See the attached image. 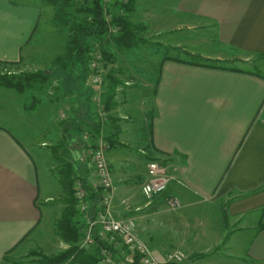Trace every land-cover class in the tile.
<instances>
[{"label": "crops", "instance_id": "obj_1", "mask_svg": "<svg viewBox=\"0 0 264 264\" xmlns=\"http://www.w3.org/2000/svg\"><path fill=\"white\" fill-rule=\"evenodd\" d=\"M152 1L161 14L171 15L155 25L161 42L170 51L181 47L183 53L152 52L141 57L140 69L106 72L105 81L117 83L107 124L96 130L93 93L78 83L87 78L79 68L57 75L56 87L65 94L56 101L58 119L70 120L63 126L42 118L47 129L41 134V150L33 149L16 128L21 120L0 115V264H17L13 254L37 238L47 237L50 245L60 240L62 249L67 247L56 234L65 199L61 171L58 178H49L52 168L43 151L60 141L62 165L70 162L88 180L84 133L90 141L105 143L114 204L131 205L127 217L135 219L138 233L148 225L140 238L153 252L167 251L162 239L167 235L162 234L171 218L160 211L143 212L148 203L138 205L136 194L142 197L139 182L146 172L139 165L145 158L166 166L171 176L166 194L179 200V212L199 221L205 235L217 232L223 264H264V0ZM49 7L43 0H0L1 62H18L38 31L57 29L54 17L44 16ZM186 52L199 59H184ZM252 56L259 62L253 70L208 63L248 62ZM109 62L107 67L113 66L111 54ZM63 76L71 79L66 87ZM118 99L120 107L114 104ZM66 110L71 118L65 117Z\"/></svg>", "mask_w": 264, "mask_h": 264}, {"label": "rangeland", "instance_id": "obj_2", "mask_svg": "<svg viewBox=\"0 0 264 264\" xmlns=\"http://www.w3.org/2000/svg\"><path fill=\"white\" fill-rule=\"evenodd\" d=\"M101 1V0H100ZM102 2V1H101ZM136 2L133 5V11L130 13H124L122 10L115 8L111 4L113 3H103L107 8V15L106 20H110L113 15L116 14H124L128 17L129 23L132 25L133 32L135 33V39L139 41V43L131 48V49H120L118 50L116 46L113 45V39L116 37V34L118 30H116L115 33H110L103 37L101 40H95L92 44V48H99V51L102 55V51H106L109 54L108 61L102 60L100 64V72L101 76L103 77L104 83L102 85L103 91L102 95L100 96V105H97L93 94L91 99V104L93 106V112H94V123L95 127L97 126L98 129L103 127L105 124L109 121V115L108 111L105 108L106 104V98H105V92H107L109 82L105 81L104 74L109 72L110 69L112 70H119L123 73L121 70H129L133 71L135 69H140L139 64L142 62L140 61L141 57L145 55H150L152 52H157L161 54H165L166 56L168 54H179L183 53V50L181 47L177 48L176 50L170 51L161 41H163V37H159L160 34L156 33L155 25L158 26V23H166L165 17H170L169 14H161L158 9H155L156 6L154 5L152 0H136ZM90 2H85L83 0H76L72 2V5H70L67 8H64L63 10H59L56 7H49L48 10L44 11V16L47 19H51L54 17V20L58 22L57 29L52 26L49 29H44L41 34L37 33L35 39H33L30 44L25 46L21 50V58L16 63H9V62H2L0 63V77L10 74L19 75L22 73H31L36 71H44L46 73L53 72L54 76L45 85H38L34 89L26 91L23 94H18L13 90L6 89L3 87H0V115L4 117H13L17 120V123L20 124L16 125V128L21 129V133H23L25 136H27L28 144L32 145L33 149L41 150L43 147H41V134L45 132L47 127L42 123V118L44 120L50 121L51 118L53 122L58 121L56 124L63 125L64 123H67L69 120H61L58 119V113L61 112V110L57 111L56 108V101L60 100L62 96V92L60 91L63 89V87L60 89L59 87H56L60 85V82L58 80V74L60 71H62L57 64H60V60H64V57L66 55V46L68 42L69 37V29L71 24L75 22H80L87 18V16L83 13V8L86 7V5H89ZM155 6V8L153 7ZM82 8V9H81ZM169 20V19H168ZM51 24H49L50 26ZM56 25V24H55ZM112 28H116L115 26H112ZM197 30L199 33V28L195 29L194 32ZM175 52V53H174ZM110 54L113 56L114 64L111 67H107V64L111 65L110 61ZM114 54V55H113ZM186 60L190 61H197L199 58L198 56L190 55L186 52V55L182 56ZM1 62V61H0ZM209 65H218L219 67H225V68H241V69H248L253 70L252 65H254V69L259 68L258 67V59L256 57H251L248 59V62H242L238 60H231L227 62H219V61H208ZM249 65V66H248ZM251 65V66H250ZM107 69H105V67ZM114 67V69H113ZM53 68V69H52ZM49 70V71H48ZM67 71V70H66ZM124 76H126L124 74ZM61 78V77H60ZM80 78V77H79ZM78 78V79H79ZM110 78V77H109ZM83 79V78H82ZM112 79V78H111ZM62 82L61 85H65L70 83V78L68 76H63L61 78ZM81 80V79H80ZM54 81V82H53ZM132 82L134 84L139 83L137 81V78L132 77ZM79 84H83L84 88L88 86L89 90L93 93V88L86 78L83 79V82L79 81ZM77 83V84H78ZM86 83L88 85H86ZM58 84V85H57ZM82 85V86H83ZM63 91V90H62ZM115 95V91H114ZM114 99V98H113ZM112 99V100H113ZM81 100V99H80ZM117 101V100H116ZM120 100L118 99V102H115L114 104L118 107L121 106ZM82 102V101H81ZM103 107V110H105V118H101L97 111H99V108ZM112 107V106H111ZM66 112V113H65ZM65 114H67L65 117L71 118V115H69V112L67 113V110L64 111ZM47 117V119H46ZM103 117V115H102ZM56 118V119H55ZM55 119V120H54ZM30 125H28L29 129L27 128V125H25L24 121ZM84 121V125H85ZM94 125V124H93ZM54 126V125H53ZM64 126V125H63ZM84 131L86 130L85 126H83ZM97 129V130H98ZM86 139V140H84ZM83 145L84 150L86 149V144L88 142H91L92 144H98L90 141V136L88 133H84L83 137ZM84 141L86 144H84ZM103 142V141H102ZM60 141H53L52 146L45 147L48 150H44L45 156L47 157V162L45 163L48 168L50 169V177L53 180L59 175V172L62 171V163L60 162L59 158L64 157L65 151L58 147L57 144H59ZM104 143V142H103ZM105 144V143H104ZM60 148L62 151L57 150ZM106 148V145L104 149ZM40 152V151H39ZM51 154V155H50ZM42 155V154H41ZM63 155V156H62ZM57 160L56 162L53 160V158ZM150 158H145L144 160L140 161L142 164L139 165V167L142 165L146 166L147 162L150 161ZM158 161V160H157ZM43 162H45V159H43ZM37 167L39 171V178H43V170H40L41 167H43L37 159ZM64 168V166H63ZM142 183V179H140L139 186ZM140 188V187H139ZM140 191V189L133 190L135 193L137 191ZM116 193H114L115 195ZM137 198L139 199L138 205L143 204H150L148 205L144 211H153L155 213L161 212L169 214L171 221V226L169 227V230L163 231L164 233L162 235H167L166 237L163 236L162 239L166 245L163 247L167 250L161 253H156L152 251L154 257L160 262V264H175V263H166L165 257L170 254L171 252L175 250H179L184 254V260L178 264H223V261L221 258H219L218 253L220 254L221 245H216L219 243L217 240V232L215 230L209 231L210 234H204L206 232L202 231V225L199 224V221L195 220L194 218H188L187 215L189 213H182L179 212L180 209L177 210H169L167 206L165 205V199L164 198H154L148 202L147 199H145L142 195V197H138L139 195L136 194ZM59 202V201H57ZM117 200V204H114V200L112 203V212L113 216L117 219L126 218L129 215V210L132 209L131 205H129L128 202H123ZM122 207V209H120ZM151 209V210H150ZM141 212V213H143ZM134 219V218H133ZM150 220V219H149ZM135 221V219H134ZM145 222L143 223V226H145ZM136 224V223H135ZM146 228L141 227V230L139 233L136 228V233L141 237L140 233L143 235L145 234L144 231H148V225L145 226ZM52 231V230H50ZM153 233V232H152ZM161 239V240H162ZM57 240V239H56ZM119 241V240H115ZM56 243H50L49 240L46 238H39L36 239V242H33L32 244H29L28 247L25 249H20L17 252L13 254L15 256V260L17 261V264H43L44 258H48L50 256H54L62 251H64L66 248L62 249V246ZM50 245V248H47L46 246ZM212 246V247H211ZM49 247V246H48ZM150 247V246H149ZM208 248L210 249V252H200L199 249L202 248ZM205 257V258H204ZM119 264H128L129 261L126 257H123V254L117 258ZM99 264V263H98Z\"/></svg>", "mask_w": 264, "mask_h": 264}, {"label": "trees", "instance_id": "obj_3", "mask_svg": "<svg viewBox=\"0 0 264 264\" xmlns=\"http://www.w3.org/2000/svg\"><path fill=\"white\" fill-rule=\"evenodd\" d=\"M45 3L59 10L72 5L76 0H43ZM90 2L83 8V13L87 16L80 22L71 24L69 29V37L66 46V55L64 60H60L57 66L63 70H73L79 68L82 75L87 76L88 64L92 44L96 40H101L110 34L109 28L117 27L116 37L113 39V45L118 49H131L135 47L139 41L135 39L132 25L128 21V17L124 14H116L108 21L106 20L107 8L100 0H83ZM135 0H115L111 5L122 10L124 13L133 11ZM82 9V8H81ZM104 61H108L109 55L106 51H102ZM2 63V62H0ZM106 68V66H104ZM53 69V68H52ZM49 71V70H48ZM54 76L53 72L46 73L44 71H36L31 73H22L19 75L10 74L0 77V87L10 89L18 94L34 89L38 85H45ZM117 83L110 81L107 92H105L106 104L108 110L112 102L115 85ZM96 130L98 127H95ZM62 146L64 145L61 143ZM64 159V158H63ZM64 166V168H63ZM62 171L60 172V186L65 195L64 209L56 224V234L63 241L67 248L48 258H44L43 264H98L99 253L102 248L110 250L116 256L113 248L95 237V246L90 251L79 249V243L83 238L86 228L84 215L77 209V202L74 197L73 184L80 181L89 193V201L91 209L89 215L94 216L96 205L99 201V193L88 185L87 175H78L70 162H63ZM167 195V194H166ZM128 264H139L138 257H134Z\"/></svg>", "mask_w": 264, "mask_h": 264}, {"label": "built area", "instance_id": "obj_4", "mask_svg": "<svg viewBox=\"0 0 264 264\" xmlns=\"http://www.w3.org/2000/svg\"><path fill=\"white\" fill-rule=\"evenodd\" d=\"M103 3L115 0H101ZM126 3V0H122ZM116 28H109L110 33H115ZM103 57L99 48H92L88 64L87 79L93 88V97L97 105H100V96L103 94V77L100 72V64ZM101 118H105L103 107L97 111ZM103 115V117H102ZM105 144L100 141L97 145L87 143L85 152L90 160L91 172L88 177V185L99 193V201L96 205L94 216L89 215L91 209L89 193L80 181L73 184L74 197L78 211L84 215L86 228L83 238L79 243V249L90 251L94 248L95 237L111 246L116 256L102 248L99 253V264H119L117 258L123 254L130 262L138 257L139 264H160L154 257L147 243L136 233V224L132 217L117 219L113 216L112 203L114 198V185L109 166L105 157ZM171 176L164 164L156 160H150L146 164V172L141 184V195L150 202L154 198H164L169 210L180 207L179 200L174 196L166 195ZM119 240L118 242L115 240ZM184 254L175 250L165 257L166 263L178 264L184 260Z\"/></svg>", "mask_w": 264, "mask_h": 264}]
</instances>
